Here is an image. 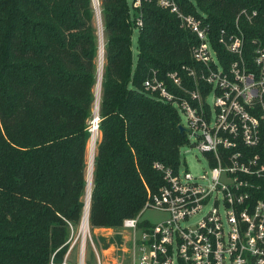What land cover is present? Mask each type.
I'll list each match as a JSON object with an SVG mask.
<instances>
[{
  "label": "trees",
  "instance_id": "1",
  "mask_svg": "<svg viewBox=\"0 0 264 264\" xmlns=\"http://www.w3.org/2000/svg\"><path fill=\"white\" fill-rule=\"evenodd\" d=\"M175 1L205 16L215 34L232 28L243 8L258 10L254 24H241L248 40L264 37V0ZM99 3L101 121L88 181L99 69L93 0H0V264H51L53 255L61 263L70 247L68 222L79 225L88 184L92 229L120 232L144 208L148 189L165 183L156 163L180 167L188 141L182 117L143 83L153 70L165 77L192 64L198 38L154 0L134 11L128 0ZM103 50L102 42L101 56Z\"/></svg>",
  "mask_w": 264,
  "mask_h": 264
},
{
  "label": "built area",
  "instance_id": "2",
  "mask_svg": "<svg viewBox=\"0 0 264 264\" xmlns=\"http://www.w3.org/2000/svg\"><path fill=\"white\" fill-rule=\"evenodd\" d=\"M154 1L174 13L198 42L191 49L192 64L165 77L153 70L143 87L178 109L186 144L204 155L207 169L193 174L182 171L181 164L173 170L156 163L165 183L155 192L148 189L142 211L124 220L122 230L129 232L125 246L102 253L92 239L88 184L79 225L68 222L69 250L61 263L53 255L51 264H264V37L248 40L241 24L242 19L254 24L258 10L243 8L232 28L215 34L205 16L186 13L175 0ZM130 5L137 10L142 0ZM134 18L139 29L141 13ZM99 105L96 97L89 127L93 160ZM147 208L169 217L144 222ZM89 241L96 263L86 261ZM78 245L79 261L72 263L69 257Z\"/></svg>",
  "mask_w": 264,
  "mask_h": 264
},
{
  "label": "rangeland",
  "instance_id": "3",
  "mask_svg": "<svg viewBox=\"0 0 264 264\" xmlns=\"http://www.w3.org/2000/svg\"><path fill=\"white\" fill-rule=\"evenodd\" d=\"M96 0H93L94 7H95V14H96V26H97V34L99 38L100 43V49H99V56H98V79L97 84L95 87V92H97L98 86H100V95H101V85H102V79L99 83V73L100 70L103 71V64H104V56H105V35L103 30V22L101 18V12L98 11L96 3ZM129 3H132V0H128ZM100 9V4L98 5ZM138 34L139 29L138 27L134 28V34L132 39V50H133V60H134V66H136L137 58H138ZM103 42L104 45V55L101 56V44ZM102 67V68H101ZM94 111H96V107L94 108ZM184 121V119H183ZM100 137V133L99 136ZM99 139V138H98ZM97 139V140H98ZM91 137L90 142L88 146V181H89V169L93 154V149L91 145ZM181 170L185 171L188 170L192 172L193 174H198L207 169V164L204 158V155L194 146L190 144H186L181 147ZM86 197V196H85ZM169 217V214L167 212L155 209V208H147L143 214L141 219L144 222L150 223V224H156L160 223L162 221H165ZM129 237V232L125 230H120V232H113L111 230H93L92 232V239L99 249L100 253H102L103 249H114V248H122L125 246L126 239ZM70 262L74 263L79 261V245L75 247L73 250L71 256L69 257ZM86 261L89 263H96L97 257L96 254L92 248V244L89 241L87 245L86 250Z\"/></svg>",
  "mask_w": 264,
  "mask_h": 264
},
{
  "label": "bare ground",
  "instance_id": "4",
  "mask_svg": "<svg viewBox=\"0 0 264 264\" xmlns=\"http://www.w3.org/2000/svg\"><path fill=\"white\" fill-rule=\"evenodd\" d=\"M95 3H96V6H97V9H98V11H99V6H98V5H99V0H96ZM100 96H101V95H100V89H99V90L97 89V92H96V97H97V99H99ZM91 165L93 166V159H91Z\"/></svg>",
  "mask_w": 264,
  "mask_h": 264
},
{
  "label": "water",
  "instance_id": "5",
  "mask_svg": "<svg viewBox=\"0 0 264 264\" xmlns=\"http://www.w3.org/2000/svg\"><path fill=\"white\" fill-rule=\"evenodd\" d=\"M179 129L182 133H185V131H186V128L181 124L179 125Z\"/></svg>",
  "mask_w": 264,
  "mask_h": 264
}]
</instances>
